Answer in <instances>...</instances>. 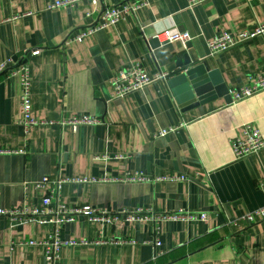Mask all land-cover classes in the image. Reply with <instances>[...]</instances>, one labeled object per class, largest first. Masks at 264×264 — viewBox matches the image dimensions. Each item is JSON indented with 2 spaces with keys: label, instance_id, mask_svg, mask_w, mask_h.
<instances>
[{
  "label": "crops",
  "instance_id": "0c3cea01",
  "mask_svg": "<svg viewBox=\"0 0 264 264\" xmlns=\"http://www.w3.org/2000/svg\"><path fill=\"white\" fill-rule=\"evenodd\" d=\"M54 1L0 0V61L28 66L31 115L44 122L24 129L18 79L0 75V207L45 208L53 184L36 183L47 177L71 180L50 206L207 214L159 221L157 247L150 242L151 219L103 223L77 215L58 227L60 238L73 242L60 248L59 264H264V217L246 219L264 204V148L235 159L230 147L245 125L264 136V91L237 103L216 95L182 108L167 79L118 98H111L110 83L133 63L150 75H167L188 56L228 91L246 85L264 75V36L214 55L207 41L264 22V0H149L69 43L67 37L96 23L102 4L84 0L49 9ZM167 28L187 31L190 43L156 45L151 36ZM80 116L99 123L60 124ZM135 173L146 180H125ZM173 175L184 179L169 180ZM51 232L49 223L0 216V264H44V247L28 242L45 241ZM156 250L162 254L154 258Z\"/></svg>",
  "mask_w": 264,
  "mask_h": 264
},
{
  "label": "built area",
  "instance_id": "2783aa9c",
  "mask_svg": "<svg viewBox=\"0 0 264 264\" xmlns=\"http://www.w3.org/2000/svg\"><path fill=\"white\" fill-rule=\"evenodd\" d=\"M81 1L84 0H56L48 5L49 9L57 7H74L77 6ZM93 5L102 4L99 11V17L95 24L86 27L69 37H67L66 42L81 41L88 34H91L97 30L103 29L105 27L116 24L122 18L129 14L134 13L137 9L147 7L149 5V0H125L118 4L105 5V0H88ZM203 0H189L190 4H194ZM255 36H264V22L254 25L250 29H245L239 31L236 35H232L227 31L218 33L211 39L207 41V47L210 55H214L218 52L224 51L227 48L235 45L236 43L242 42L244 40L250 39ZM155 39L159 46L170 43H180L183 47H186L190 41L191 36L187 31H181L176 28H167L155 33L151 36ZM0 75H6L10 77H15L18 79L20 85V102H21V119L19 123L27 129L33 125L44 123L43 121H38L31 115V90H30V78H29V68L25 63H16L12 58H8L4 61H0ZM166 74L156 73L153 75L148 74L141 67L139 63H133L129 67H125L117 71L111 78V98H118L128 95L134 91H140L147 87L148 84L157 79H165ZM264 91V75H255L250 77V81L238 89L229 91L232 98V103H237L246 98L252 97L260 92ZM99 123V120L95 117L90 116H80L72 117L67 120H63L60 124H69L73 128L82 124H95ZM166 131H162L160 134L164 135ZM231 150L234 154L235 159H240L250 154L257 153L259 150L264 148V136L254 127L250 125H245L243 127L240 137L234 138L230 143ZM169 180H179L184 179L183 175H173L168 177ZM126 181L135 180H146V178L138 173L129 174L125 177ZM70 179L58 178L54 181H50L47 177H44L40 182L36 183L38 187H44L47 184L52 183L53 187L50 188L48 194L43 198V204L45 208H5L0 207V216H6L12 222H17L24 224L27 222L37 221L40 223H49L52 226L51 235L45 241L35 242L29 241L28 244L42 245L45 249V263L44 264H59V251L63 245L73 244V242H68L60 238L59 236V226L64 222L73 221L74 217L77 215H84L90 221H99L103 223H114L118 221L120 217L125 220H148L151 219L153 223V230L151 234L150 242L155 246H159L160 241V231L158 223L163 219H206V213H194L178 211L176 213L168 214H153L149 215L147 210L137 209L134 211H129L128 209H123L119 212H108L99 209L96 206L84 205L79 207H66L62 203H55V205L50 206L51 198L57 193V189L66 182H70ZM260 186L264 195V182L260 183ZM264 217V204L248 213L246 219L248 221H254L258 218ZM84 244L88 242H83ZM161 250H156L154 253V258L161 255Z\"/></svg>",
  "mask_w": 264,
  "mask_h": 264
},
{
  "label": "water",
  "instance_id": "95a60500",
  "mask_svg": "<svg viewBox=\"0 0 264 264\" xmlns=\"http://www.w3.org/2000/svg\"><path fill=\"white\" fill-rule=\"evenodd\" d=\"M177 68L167 74L165 79L176 103L183 106L182 108L193 107L197 102H205L216 95L224 96L228 103H232L229 91L213 80L212 73L206 70L204 63L193 64L188 56H184L177 63Z\"/></svg>",
  "mask_w": 264,
  "mask_h": 264
}]
</instances>
